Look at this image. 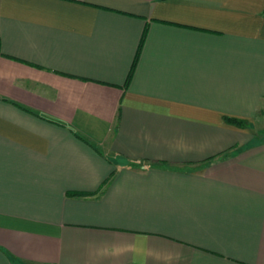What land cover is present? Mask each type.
I'll return each mask as SVG.
<instances>
[{"label": "crops", "instance_id": "obj_1", "mask_svg": "<svg viewBox=\"0 0 264 264\" xmlns=\"http://www.w3.org/2000/svg\"><path fill=\"white\" fill-rule=\"evenodd\" d=\"M0 264H264V0H0Z\"/></svg>", "mask_w": 264, "mask_h": 264}, {"label": "trees", "instance_id": "obj_2", "mask_svg": "<svg viewBox=\"0 0 264 264\" xmlns=\"http://www.w3.org/2000/svg\"><path fill=\"white\" fill-rule=\"evenodd\" d=\"M226 121L230 124L239 126V127H245L248 122L241 120V119H236V118H230V117H226ZM74 195H83L82 193H74Z\"/></svg>", "mask_w": 264, "mask_h": 264}]
</instances>
